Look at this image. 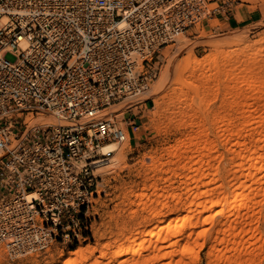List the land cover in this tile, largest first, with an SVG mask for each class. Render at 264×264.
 Wrapping results in <instances>:
<instances>
[{"label":"built area","instance_id":"obj_1","mask_svg":"<svg viewBox=\"0 0 264 264\" xmlns=\"http://www.w3.org/2000/svg\"><path fill=\"white\" fill-rule=\"evenodd\" d=\"M233 3L0 0V249L22 257L88 239L92 164L139 130L105 111L142 95L160 50L224 25Z\"/></svg>","mask_w":264,"mask_h":264},{"label":"bare ground","instance_id":"obj_2","mask_svg":"<svg viewBox=\"0 0 264 264\" xmlns=\"http://www.w3.org/2000/svg\"><path fill=\"white\" fill-rule=\"evenodd\" d=\"M259 43L249 44L240 37L209 40L202 44L210 46L215 54L198 60L188 52L173 64L174 79L167 95H173L176 104L185 107L176 121L182 128H196L187 134L183 147L173 148L170 154L182 170L192 171L191 177L186 174L192 184L191 188L188 181L185 184L187 208L183 214H178L175 205L164 212L166 199L152 205L149 215L155 222L144 232L127 237L124 247L111 253L101 249L99 260L89 264H198V247L206 237L210 239L207 264L260 263L254 253L258 240L254 232L257 209L264 206V73L253 71L264 68V55H260L264 48ZM228 67L232 70L225 77L232 85H228L226 96L223 94L226 98L222 97L218 109L209 108L206 99L198 97L202 87L216 82L215 75L205 73H219ZM167 75L161 76L155 92L163 88ZM223 107L240 119H232L228 113V118H221ZM219 147H226L228 156L224 157ZM115 148L103 147L101 153L115 152ZM116 153L121 154L122 149ZM106 164L102 160L92 166ZM215 219L219 221L215 223ZM257 235L264 242V236ZM94 250L80 246L57 259L56 264H87Z\"/></svg>","mask_w":264,"mask_h":264},{"label":"rangeland","instance_id":"obj_3","mask_svg":"<svg viewBox=\"0 0 264 264\" xmlns=\"http://www.w3.org/2000/svg\"><path fill=\"white\" fill-rule=\"evenodd\" d=\"M233 2L231 8L226 11L229 14L224 25L218 19L212 20L209 25L199 27L197 38L193 37L192 31L191 37L180 39L177 43L161 49L160 56L153 68L154 78L144 93L131 102L126 100L107 110L108 115L104 117H115L119 123L123 119L135 121L131 118H138L136 123L139 125V130L134 135L136 136L134 139L130 137L129 142L116 146L113 156L105 159L106 165L94 167L97 182L96 188H93L95 190L92 199L94 206L91 213V233L88 239L68 249L54 245L46 252L18 258H11L3 249H0V264H56L57 259L65 258L67 253H74L80 246L95 248L90 259L87 260V264H89L94 259L99 260L101 249H107L111 253L119 247H124L127 237L144 232L149 225L155 222L149 215V209L163 199H166L164 212L173 209L175 205L174 209L178 214L184 213L189 201L187 197L189 193L186 192L185 184L187 181V184L191 182L186 174L191 177L192 171L182 170L174 161L175 159L170 157V154L173 148L183 147L182 144L186 137L194 131L195 127H191L192 129L190 127L182 128L176 121L179 116L178 112L185 107L177 105L173 95L172 97L167 95L168 88L174 79L172 68L173 64L175 65V62L186 57L188 52H191L198 60H204L215 54L210 46L202 44L209 40L240 37L249 44L260 42L259 45L264 48V0H233ZM260 55H264V52ZM229 70L232 68H225L219 73L214 71L205 73L206 75H215V82H218L217 85L220 83L218 88L215 86L216 83H209L201 88L198 98L201 99V96L205 98L204 102L210 106L209 108L218 109L223 100L222 97L226 98V89L228 85L229 87L232 85V81L225 77L230 72ZM253 71L262 75L264 68L261 67V69ZM165 73L169 75H167L163 88L155 92L156 86L160 84L161 76ZM216 106L217 108H215ZM230 113L226 107L225 109L223 107L220 110V117L240 119L238 117L240 115L236 114L235 116V113ZM213 135L215 136V133ZM216 143L218 145V139ZM120 149H122V153L117 154L116 152ZM219 149L224 157L228 156L226 147H219ZM157 166L160 168L156 170ZM189 186L191 188L192 184ZM141 196L142 198H140ZM176 198L181 200L176 201ZM257 212L259 214L255 216V237H259L257 234L264 236V206L257 209ZM218 221L219 219H215L214 222ZM258 237L254 253L260 257L258 264H264V242ZM209 241L210 239L206 237L200 243H203V246L198 247V264H207L205 255L210 247ZM73 248L74 250L70 251Z\"/></svg>","mask_w":264,"mask_h":264},{"label":"crops","instance_id":"obj_4","mask_svg":"<svg viewBox=\"0 0 264 264\" xmlns=\"http://www.w3.org/2000/svg\"><path fill=\"white\" fill-rule=\"evenodd\" d=\"M131 119H134V120H135V122L138 120V118H136V117H134V118H131ZM130 137H131L132 139H134L136 136H134V135L130 134Z\"/></svg>","mask_w":264,"mask_h":264},{"label":"trees","instance_id":"obj_5","mask_svg":"<svg viewBox=\"0 0 264 264\" xmlns=\"http://www.w3.org/2000/svg\"><path fill=\"white\" fill-rule=\"evenodd\" d=\"M74 250V248L73 249H70V251H73Z\"/></svg>","mask_w":264,"mask_h":264}]
</instances>
